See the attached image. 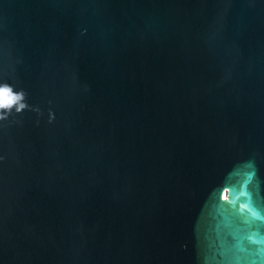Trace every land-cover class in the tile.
Masks as SVG:
<instances>
[{"label":"water","instance_id":"1","mask_svg":"<svg viewBox=\"0 0 264 264\" xmlns=\"http://www.w3.org/2000/svg\"><path fill=\"white\" fill-rule=\"evenodd\" d=\"M3 84L0 264H264V0H0Z\"/></svg>","mask_w":264,"mask_h":264},{"label":"clouds","instance_id":"2","mask_svg":"<svg viewBox=\"0 0 264 264\" xmlns=\"http://www.w3.org/2000/svg\"><path fill=\"white\" fill-rule=\"evenodd\" d=\"M24 99L23 92H14L12 87L7 84L0 85V120L5 119V113L2 110H8L10 113L11 109L15 107L17 112L22 111L27 106L22 102ZM52 118L54 119V115Z\"/></svg>","mask_w":264,"mask_h":264}]
</instances>
